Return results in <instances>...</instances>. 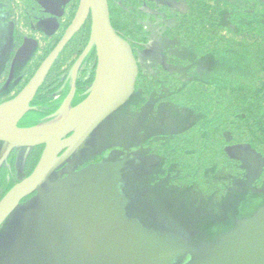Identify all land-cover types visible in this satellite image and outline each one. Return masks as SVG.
I'll return each instance as SVG.
<instances>
[{"label": "rangeland", "instance_id": "rangeland-1", "mask_svg": "<svg viewBox=\"0 0 264 264\" xmlns=\"http://www.w3.org/2000/svg\"><path fill=\"white\" fill-rule=\"evenodd\" d=\"M140 2L142 3L141 11L145 17L151 20L145 23V28L149 31L150 41L147 49L144 50L145 54H143V51L141 52V55H143L145 59V65H149L152 62L153 56L149 52L159 55L160 59H162V57H167L168 53L171 55L173 54V56L177 54L175 51L176 48L174 47L175 43L164 36L166 29L175 24V21L168 20L167 16L162 13L161 8L167 4L174 5V9L182 13L187 8L185 7L186 4L181 0H147V5L144 4V1ZM139 6L140 5H134L135 8H139ZM115 9L116 8H114V10ZM221 18L224 23H228V15H223ZM180 50L182 51L181 48ZM192 50L196 55L197 51L194 48L191 49V51ZM75 52L74 45L67 49L65 55L60 59V63H58V66L53 70L51 75L52 81L63 80V75L65 74L63 69L65 70L72 59V56H70V58H68V56L74 53V55H72L75 57ZM240 52V50L233 49L223 54L212 53L208 58L199 60L197 70L191 75V78L199 77L207 81H213L221 75L224 80L230 81L233 84H257L259 82V77H264V42L257 45L251 43L243 48L242 54H240ZM88 61L87 65L83 63V65L80 66L77 80L86 79L91 74L97 75L99 61L97 62L96 69L94 67V59H88ZM150 73H153V71H150ZM70 77L73 78V71L70 73ZM54 84L55 82H51V87ZM14 87L13 85L4 87L1 90L2 95L0 99H8L10 97L13 99L25 86H23L17 94H14ZM140 96V92H135L128 103L125 104L126 106L124 105V111L117 113L116 117L112 119H107L93 133L85 145L72 156V159L70 161L68 160V164L64 168L56 171L52 175L50 183L45 185L48 192H51L53 189L55 192H58V194H66L65 192L68 189L67 184L63 183V185H61L59 182L67 178H73L74 180L71 186L73 192L85 190L89 195H94L97 192V200L94 201V203L90 201V204L91 206L97 207L96 209L99 207H103V209L102 212L96 211V209L95 211L89 209L87 215L78 217L75 221L73 220V225L77 224L75 227L85 231L82 232L84 238H82V240L79 239L81 242L76 244L79 250V258L69 252L68 254H64L63 256L65 257L60 261V255L62 254H56L59 256L58 258L55 256V263L49 255V259L44 264H97L91 260L93 257L90 255L87 248L91 244L98 242L101 234L107 231L106 229L108 227H112L111 224H113L114 229L118 233L119 239L118 242H108L110 243L109 251H112L114 261H119L123 257L137 253L159 258L163 263L167 260L164 264L219 263L234 253V247L238 248L244 245L246 240L251 237L253 231L256 229L254 217L259 212L257 214L255 213L257 210L264 209V182L260 185L256 183L257 178L255 177L258 176L260 171L258 174H254L251 165L245 160L241 165L242 172L244 170L243 177L233 175L230 168H224L223 170L220 169L214 172L213 179L215 180V177L218 178L215 180L216 183L220 182L223 185H225V183L227 184V192L225 190L224 195L220 192V185L218 184L217 188L216 183L213 185L214 191L212 193H204L193 183L182 188H176L164 182V186L159 188V185H156L155 183L157 182L154 180H152V184L150 181V183L146 182L147 180L145 178L147 174L145 168H149L147 167L146 160L150 157H157L148 156V149H144L143 146L140 148L142 141H144L143 138L146 137V134L154 133L156 130L164 128L165 119H167V126H169V118L175 115L168 116V112L162 108V111H160L157 116V120L153 123L152 118L149 116V110L152 109V105L150 104L143 110L145 112L142 114V117L138 118L137 116H133L129 120V114L134 113L135 106L141 100ZM176 112L180 115L177 116L182 118V123L188 122V125L190 123V118L197 120L203 115L200 113L201 111L195 109L190 110L181 106H177ZM52 121L54 122L55 119ZM47 123H44V125ZM161 135L170 136L164 132H162ZM115 144H124L129 153L122 151V149ZM115 152L120 153L117 156H113ZM132 158L136 161L132 168L135 173L131 175L128 186L125 180L128 171H126L125 167L131 162ZM78 159L81 160V162L76 164V160ZM90 159L97 162L84 166ZM123 163H125V166L121 170L126 171L124 176L120 179L112 176V174L109 176L106 168L107 164H115L120 170V166ZM17 167L16 165V173L18 171ZM210 169L215 170V167ZM24 176L23 173L21 177ZM26 178L27 177L21 179L18 183ZM51 184L56 185L58 189L50 187ZM131 184L134 186L138 185V189L134 186L131 187ZM139 189L141 191H137ZM140 192V201L136 199L133 203V197L137 196V193ZM154 194H161L163 197L162 202L159 200L154 202ZM33 195H31L32 197L30 196L31 198L28 197V200L25 199L27 200L26 207L20 210V217L16 222L18 227L16 235L10 236L12 231H10L11 229L8 228V226L0 230V246L4 248L9 247L19 237L18 234L22 226L25 225V219L27 218L29 210L31 208H37L36 203H30L38 202L36 201L38 194L36 193L34 196ZM55 196H57V193L51 196V198ZM151 197L153 200L146 201ZM53 198L52 200H54ZM122 199L124 200L123 202ZM119 200H121V206L118 209L117 201ZM111 202L113 206L110 210L108 205ZM62 204V202L57 203V206L61 208ZM125 205H127V211L123 210V206ZM26 208L30 209L28 210ZM132 208H137L136 210H139L138 214L131 213L130 209ZM62 209H64V211H70L72 208L63 207ZM252 214L255 215L253 216ZM109 215L116 217L123 223L117 219L112 223L111 217H107ZM144 217L149 221L150 225L145 223V220H143ZM135 221H137V223ZM256 222L263 225L264 215L256 220ZM130 224L131 226L138 224V226L131 227L129 226ZM31 225L32 222H30L28 232L31 230ZM125 226L131 229L141 228L139 231L142 230V226L151 229L153 232H150L153 234V237L150 241L156 242L158 245L154 246L157 247H149L147 242L140 237L126 233V230H124ZM157 228L161 230H156ZM246 230H248L247 235L241 236ZM176 234H178V236L173 238ZM33 240L27 241L28 247L29 245H36L33 243ZM219 245H222L221 251L215 250L206 256L205 253L211 249L210 247ZM29 253L30 252L27 253V250L24 249L21 255L14 258V261L12 259V262L16 264H34V262H32L33 256ZM204 254L206 257L203 258ZM6 263L7 261L4 260L0 262V264ZM35 264L43 263L38 257Z\"/></svg>", "mask_w": 264, "mask_h": 264}, {"label": "trees", "instance_id": "trees-1", "mask_svg": "<svg viewBox=\"0 0 264 264\" xmlns=\"http://www.w3.org/2000/svg\"><path fill=\"white\" fill-rule=\"evenodd\" d=\"M181 1L187 7L182 13L174 9V5L167 4L161 8L168 20L175 21V24L166 29L164 36L175 43L174 47L177 54L173 56V54L168 53L166 59L164 57L160 59L159 55L149 52L153 56L149 65H145V59L141 52L143 51L145 54L144 50L147 49L150 41L149 31L145 28V23L150 22V18L145 17L141 10L132 7L130 4L128 7L111 10L112 24L117 32L131 44L140 68L135 92L141 93V100L135 106L134 113L129 114V120L133 116L142 117L145 112L143 110L150 104L152 109L149 110V116L153 123L157 120L162 108L168 112V116L175 115L169 118V126H167L168 122L165 119L164 128L146 134V137L143 138L144 141H142L140 148L141 146L144 149L147 148L148 156H156L160 159L157 166L150 169L144 167L147 174L146 182L150 181L152 184V180H154L159 188L164 186V182L176 188H182L193 183L200 191L212 193L215 180L218 179L217 177L215 180L213 179L215 171L230 168L233 175L244 176V170L243 172L241 170L244 160L232 153V149L238 146L244 147L248 153L261 160L260 173L255 177L257 178L256 183L260 185L264 182V77L260 76L257 84L237 85L224 80L221 75L213 81L199 77L191 78V75L196 72L199 60L208 58L212 53L223 54L236 49L240 50V54H242L245 46L251 43L257 45L264 42V0ZM223 15H228V23H224L222 20ZM90 38L91 21L88 26L83 27L78 37L69 45V47L74 45L76 52L75 57H73L74 53L68 56V58L72 56V59L65 70L63 69L65 74L72 72V66L84 53ZM193 48L197 51L196 55L193 50L191 51ZM88 59H95L94 67L97 68L99 58L95 47L89 52ZM58 63H60L59 60L53 70L58 66ZM85 65L87 64L85 63ZM53 70L38 92L32 110L21 121V125L29 123L32 127L39 126L52 121L60 112L62 103L71 87H66L61 93H58L59 87H51L50 83L54 82L51 78ZM34 72L35 70L30 72L24 83L29 81ZM94 81V77L86 83L78 81V99L87 97L89 88ZM24 85L14 87V94L19 93ZM8 100L11 99H0V104ZM125 106L114 113L110 119L116 117L117 113L124 111ZM177 106L201 111L200 113L203 115L197 120L190 118L189 125L188 122L182 123V118L178 117L180 115L176 112ZM162 132L170 136L161 135ZM115 145L119 146L122 151L129 153L124 144ZM6 148L7 144L0 141V155ZM18 150L21 153L25 152L23 160L18 163L17 173L13 172L10 165L3 168L0 176V190L2 191L0 197H4L15 186L18 179H23L32 174L43 152L42 147H21ZM120 152H115L113 156L119 155ZM92 159L86 164L97 162L92 161ZM135 163V159L132 158L125 167L128 171L125 176L128 186L131 175L135 173L132 170ZM124 166L125 163L120 166L119 170L115 164H107L106 168L109 176L112 174V176L120 179L126 172L121 170ZM213 167L215 170L210 169ZM23 173L25 176L21 177ZM17 174L19 178H16ZM218 184L220 185V192L224 195L227 184L216 183L217 188ZM133 186L131 184V187ZM134 187L138 189V185ZM140 195L141 192L137 193L132 202L134 203L136 199L140 201ZM150 200L153 198H148L146 201ZM158 200L162 202V195L154 194V202ZM36 201L38 202L30 203L40 205L39 197ZM26 204V201L22 202L0 230L8 226L12 231L10 236L16 235L18 232L16 222L19 220L20 210L26 207ZM26 209L29 210L30 208ZM136 209L132 208L130 212L138 214L139 210ZM123 210L127 211V205L123 206ZM259 211L257 210L255 214ZM143 220L149 224L145 217ZM135 222L137 223V221ZM156 230L160 231L161 229L157 228ZM142 231L153 237L151 229L142 226ZM174 236L177 237L178 234ZM6 248L0 246V262L1 260L5 261Z\"/></svg>", "mask_w": 264, "mask_h": 264}, {"label": "water", "instance_id": "water-1", "mask_svg": "<svg viewBox=\"0 0 264 264\" xmlns=\"http://www.w3.org/2000/svg\"><path fill=\"white\" fill-rule=\"evenodd\" d=\"M90 16L92 19L91 38L83 55L72 70L73 87L65 101L64 110L58 113V118L56 117L57 119L55 118L54 122L29 128L20 127V122L32 110V102L44 85L56 60L72 39L83 29ZM93 47L97 48L99 58L95 82L89 88L88 96L83 102L75 107H69V100L74 96L77 89L79 68ZM138 77V61L129 41L122 37L112 24L109 1L80 0L75 19L54 51L16 97L0 104V141L7 144L5 154L0 160V167L13 149L45 146L32 174L17 183L0 201V227L19 208L21 203L34 193L38 194L40 203L37 208L29 210L19 237L11 246L5 247L6 264H14L15 262H12V259L14 261V258L21 255L24 249L27 250V253H31L34 264L37 262L38 257L43 264L50 256L52 261H55V256L57 258L59 256L56 254H62L60 255L61 261L65 257L63 255L69 252L78 258L80 257L76 244L84 238L82 232L85 231L75 227L77 224L73 225V220L75 221L76 218L87 215L89 209L95 211L97 207L91 206L90 201L94 203L98 198V194L96 192L94 195H89L85 190L73 192L71 187L73 178H67L59 182L61 185L63 183L67 184L66 194H58L53 189L48 192L45 185L50 183L52 175L85 145L93 133L107 119L128 103L136 91ZM232 153L247 161L254 172L258 173L262 164L258 157L249 154L243 147H234ZM159 162L158 158L150 157L147 159V166H156ZM52 185L54 184H51L50 187L56 188V185ZM55 193H57V196L52 197L54 199L52 200L51 196ZM61 202L63 204L59 208L57 203ZM108 206L111 210L112 202ZM117 206L119 209L121 206L120 200L117 201ZM63 207L72 209L64 211ZM102 209L103 207H99L96 211L102 212ZM262 215H264V209L260 210L254 217L256 229L244 245L238 248L234 247V253L231 256L214 264H264V224L256 222ZM107 217H111L112 223L117 219L110 215ZM30 222H32V225L30 232H28ZM111 225L112 227H108L107 231L101 234L98 242L87 248L93 257L92 261L97 264H164L167 262L165 260L163 263L159 258L137 253L123 257L119 261H114L113 253L109 251L110 243L108 242H118L119 239L113 224ZM134 226L136 224L131 227ZM124 230L128 234L146 241L149 247H157L154 245H158L156 242L150 241L152 237L147 233L142 230L139 231L140 228L131 229L125 226ZM247 232L248 230L244 231L241 236L247 235ZM173 238H176V236H173ZM28 240H33L36 245H29L28 247ZM220 249H222V245L213 247L205 254L207 256L215 250L221 251ZM205 254L203 258L206 257Z\"/></svg>", "mask_w": 264, "mask_h": 264}, {"label": "flooded vegetation", "instance_id": "flooded-vegetation-1", "mask_svg": "<svg viewBox=\"0 0 264 264\" xmlns=\"http://www.w3.org/2000/svg\"><path fill=\"white\" fill-rule=\"evenodd\" d=\"M108 1L110 12L114 8L128 7L129 4L132 5V7H134V5H140L138 10H141L142 3L140 1H144V4L147 5V0ZM79 6L80 0H0V98L2 95L1 90L4 87H9L11 85L17 87L22 84H25L24 86H26L28 84V82L33 78L32 76H34L43 62L54 51V49L57 47V45L65 35V32L75 19ZM90 21L92 28L91 16L87 20L84 27L88 26V23ZM79 33L72 39L65 50L60 54L59 58L53 65V68L58 60L60 61L61 56L69 47V45L78 37ZM88 55L89 53L87 54V56ZM81 56L79 57V59L81 58ZM87 56L82 61L81 66L83 65V63L87 64L89 62L87 60ZM79 59L77 60V62L79 61ZM95 62L96 60L94 59V64ZM76 63L72 66V70ZM53 68L51 69V71L53 70ZM32 70H35L34 74L30 77L27 83H24ZM68 73L69 72L66 73L67 75H63L64 78L62 81H54L55 84L53 85L54 87H59L58 93H61L68 86L71 87L68 95L65 97V100L62 103L60 111L64 110L65 101L68 98L73 87V78L70 77V74ZM95 75L92 76L91 74L86 79H79L77 80V84L78 81L86 83L92 77L95 78ZM78 93L79 92L77 88L74 96L72 97L74 99L70 100L69 106L75 107L85 100L78 99ZM34 101L32 102V105ZM19 126L22 128L32 127L29 123L27 125H21V122ZM36 147H42V151H44L45 148L44 145ZM24 153L25 152L21 153L18 148L13 149L0 167V176L2 174L3 168L7 165V167H9V165L12 166L13 172L16 173V165L18 166V163L23 160ZM4 154L5 151L0 155V160L2 159ZM71 159L72 157L69 159V161ZM69 161L67 160L65 163H63L58 170L64 168ZM76 161V164H79L81 162V160L79 159ZM152 167L154 166H151L148 169ZM259 171L260 169L258 170V173ZM253 173L258 174L255 173L254 170ZM16 178H19L18 174L16 175ZM20 180L21 179H18L17 183ZM1 192L2 191L0 190V193ZM4 197H0V201Z\"/></svg>", "mask_w": 264, "mask_h": 264}, {"label": "bare ground", "instance_id": "bare-ground-1", "mask_svg": "<svg viewBox=\"0 0 264 264\" xmlns=\"http://www.w3.org/2000/svg\"><path fill=\"white\" fill-rule=\"evenodd\" d=\"M50 128V127H49ZM49 128H47V129H49Z\"/></svg>", "mask_w": 264, "mask_h": 264}]
</instances>
